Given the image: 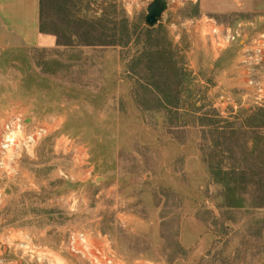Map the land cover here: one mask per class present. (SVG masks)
I'll list each match as a JSON object with an SVG mask.
<instances>
[{
	"label": "rangeland",
	"instance_id": "rangeland-1",
	"mask_svg": "<svg viewBox=\"0 0 264 264\" xmlns=\"http://www.w3.org/2000/svg\"><path fill=\"white\" fill-rule=\"evenodd\" d=\"M153 1L40 0L35 46L0 27V264H90L73 232L123 264H264V0L149 26Z\"/></svg>",
	"mask_w": 264,
	"mask_h": 264
},
{
	"label": "built area",
	"instance_id": "built-area-1",
	"mask_svg": "<svg viewBox=\"0 0 264 264\" xmlns=\"http://www.w3.org/2000/svg\"><path fill=\"white\" fill-rule=\"evenodd\" d=\"M227 40L230 41L231 39H234L235 37L232 36L229 33V28L227 30ZM255 43V44H254ZM254 46L251 47L252 51H255V55L253 53L250 56H246L245 60L246 61H253L250 64H259L262 61H264V41L260 39V41L255 40L253 42ZM255 80H251L250 83L253 84ZM257 95L256 99H258L257 103H263V98H264V81H257ZM16 124V122L14 123ZM20 124L17 125V127ZM46 132L45 128H40L33 133L29 134L28 136L25 137L23 140V143L26 146L33 147L40 136ZM20 143L19 141H16V136L12 133L7 136L6 142H4L5 146L7 147L8 150L12 148V146L15 143ZM108 241L103 239L101 242L96 241L94 238H92L88 234L80 233V232H73L70 235L69 238V250L73 254H78L83 256L88 260L90 264H123L122 260L117 258L116 255L110 250L108 246Z\"/></svg>",
	"mask_w": 264,
	"mask_h": 264
},
{
	"label": "crops",
	"instance_id": "crops-1",
	"mask_svg": "<svg viewBox=\"0 0 264 264\" xmlns=\"http://www.w3.org/2000/svg\"><path fill=\"white\" fill-rule=\"evenodd\" d=\"M31 3V14L25 15L24 22L15 21L10 22V19H15L13 13L14 8L12 3L19 2V0H0V27L9 31L12 37H16L17 41L24 46H35L45 41L44 36L40 31V0H22V2Z\"/></svg>",
	"mask_w": 264,
	"mask_h": 264
},
{
	"label": "water",
	"instance_id": "water-1",
	"mask_svg": "<svg viewBox=\"0 0 264 264\" xmlns=\"http://www.w3.org/2000/svg\"><path fill=\"white\" fill-rule=\"evenodd\" d=\"M168 8L167 0H154L148 6V13L146 15V23L149 26L155 25L163 16L165 10Z\"/></svg>",
	"mask_w": 264,
	"mask_h": 264
}]
</instances>
